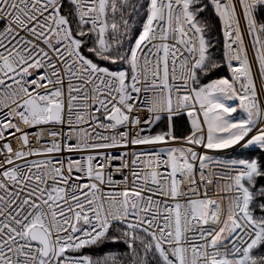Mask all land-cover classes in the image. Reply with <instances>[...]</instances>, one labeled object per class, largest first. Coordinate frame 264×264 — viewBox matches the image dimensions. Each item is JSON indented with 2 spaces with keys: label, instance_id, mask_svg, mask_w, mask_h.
Masks as SVG:
<instances>
[{
  "label": "snow or ice",
  "instance_id": "6c2138e0",
  "mask_svg": "<svg viewBox=\"0 0 264 264\" xmlns=\"http://www.w3.org/2000/svg\"><path fill=\"white\" fill-rule=\"evenodd\" d=\"M0 264H264V0H0Z\"/></svg>",
  "mask_w": 264,
  "mask_h": 264
},
{
  "label": "trees",
  "instance_id": "16d2710c",
  "mask_svg": "<svg viewBox=\"0 0 264 264\" xmlns=\"http://www.w3.org/2000/svg\"><path fill=\"white\" fill-rule=\"evenodd\" d=\"M220 74L221 75H227V73L226 72H223V71Z\"/></svg>",
  "mask_w": 264,
  "mask_h": 264
}]
</instances>
